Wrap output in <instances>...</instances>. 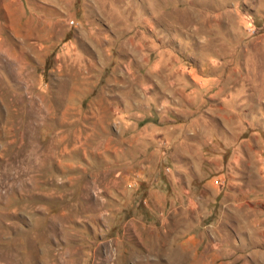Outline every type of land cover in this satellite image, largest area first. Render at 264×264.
I'll list each match as a JSON object with an SVG mask.
<instances>
[{"label":"rangeland","instance_id":"1","mask_svg":"<svg viewBox=\"0 0 264 264\" xmlns=\"http://www.w3.org/2000/svg\"><path fill=\"white\" fill-rule=\"evenodd\" d=\"M0 264H264V0H0Z\"/></svg>","mask_w":264,"mask_h":264}]
</instances>
